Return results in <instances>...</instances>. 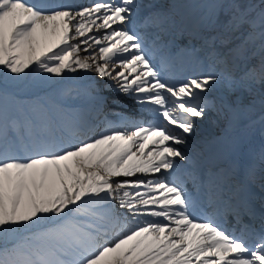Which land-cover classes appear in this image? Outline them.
<instances>
[{
  "label": "snow or ice",
  "instance_id": "6c2138e0",
  "mask_svg": "<svg viewBox=\"0 0 264 264\" xmlns=\"http://www.w3.org/2000/svg\"><path fill=\"white\" fill-rule=\"evenodd\" d=\"M144 7L157 9L146 25L167 19L161 5L140 0H92L78 9L0 0V100L33 66L56 76L81 69L109 78L114 84L105 87L152 117L120 116L83 140V129L70 124L58 134L29 128L20 143L0 120V264H264V195L259 210L251 198L232 208L236 235L222 216L195 215L186 179L138 175L173 171L179 158L195 188L205 178L184 147L197 119L215 112L231 126L258 105L264 122V0H221L199 36L217 67L179 83L162 76L140 34L124 27ZM218 85L224 93L209 97ZM93 99L98 110L107 102L99 93ZM255 171L250 165L248 177ZM260 187L264 193V175ZM245 216L258 217L259 228Z\"/></svg>",
  "mask_w": 264,
  "mask_h": 264
}]
</instances>
